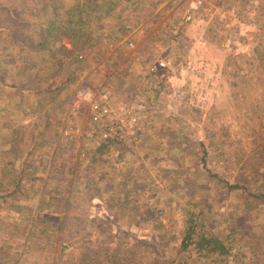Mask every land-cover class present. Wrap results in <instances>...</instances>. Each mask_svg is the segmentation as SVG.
Masks as SVG:
<instances>
[{"label":"rangeland","instance_id":"rangeland-1","mask_svg":"<svg viewBox=\"0 0 264 264\" xmlns=\"http://www.w3.org/2000/svg\"><path fill=\"white\" fill-rule=\"evenodd\" d=\"M260 194L264 0H0V264H264Z\"/></svg>","mask_w":264,"mask_h":264},{"label":"trees","instance_id":"trees-1","mask_svg":"<svg viewBox=\"0 0 264 264\" xmlns=\"http://www.w3.org/2000/svg\"><path fill=\"white\" fill-rule=\"evenodd\" d=\"M88 8V3L86 4V1L74 5V10L79 15V20H82L83 13L89 15ZM43 21V18L41 21L37 18L35 24L38 23V25L41 26L40 29H38L35 25L36 30L29 33L30 36L39 35L42 33V42L36 45L27 44L30 47H36L35 49H40V51H42V49L49 44V38L53 36V33L48 29L49 27L46 28L44 26V24L42 23ZM49 22L52 23L51 20ZM22 42L25 43L24 40H22ZM226 185L230 190H242L246 192H251V189L246 185H241L237 183H226ZM257 197L264 199L263 194L257 195ZM179 243V249H181L184 254L188 253V248L193 245L195 249L200 251V253L204 254L206 257H211L214 259L215 257H228L235 252L233 243H231L229 240H224L221 236L216 233L212 234L207 231L206 226L198 217H190L189 221L184 227L183 235ZM173 249L176 248L173 247ZM184 257L185 256H182V258H180L178 257V254L173 253L169 260H167L166 264H185Z\"/></svg>","mask_w":264,"mask_h":264},{"label":"built area","instance_id":"built-area-1","mask_svg":"<svg viewBox=\"0 0 264 264\" xmlns=\"http://www.w3.org/2000/svg\"><path fill=\"white\" fill-rule=\"evenodd\" d=\"M160 66L164 67L165 64H164V63H160ZM155 68H156V66H153V67H152V70H153V71H156ZM96 107H99V106H96Z\"/></svg>","mask_w":264,"mask_h":264}]
</instances>
